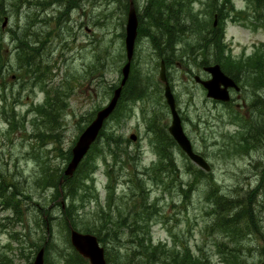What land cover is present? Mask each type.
Segmentation results:
<instances>
[{"label":"rangeland","instance_id":"374dc122","mask_svg":"<svg viewBox=\"0 0 264 264\" xmlns=\"http://www.w3.org/2000/svg\"><path fill=\"white\" fill-rule=\"evenodd\" d=\"M27 1L29 3H18L9 11L5 29L0 23V44L5 53L4 58L0 53V68L2 71L5 66L8 68L5 78L8 102L5 105L18 114V122L10 126L1 115L5 105L0 100V170L11 182L19 184V193L32 195V206L26 221L21 223L12 208L3 209L0 200L2 250L9 254L13 250L10 256L17 264L27 262L26 256L34 250L32 243L42 242L39 238L43 232L32 220L37 208L33 204L41 203L47 208L53 206L52 215L56 219L45 264H70L69 230L61 217L67 210L72 212L70 219L75 230L101 235L109 264H176L172 262L173 257L186 247L198 257L207 256L212 263L220 262L221 252L233 248H237L238 258L244 264L264 262V194H252L264 171V144L259 142L253 147L248 141L249 148L237 144H241L243 137L253 140L251 136L256 139L262 136L264 141V103H256L264 96V68L254 70L248 68L250 64H244L246 76L240 81L244 91L239 99L242 110L235 111L231 117L230 109L213 107L204 89L189 76L193 72L205 77L202 63H195L202 62L203 58L190 59L186 55L188 60L178 59L169 66L168 77L183 111L185 132L195 151L212 165V173L204 175L206 179L199 181L198 187L192 188L184 198L181 186L191 179L187 171L192 163L179 147H174L170 141L165 143L162 129L170 125L171 117L158 82L160 58L150 37L138 36L129 90L136 85L134 93L139 100L132 95L124 100L120 111L106 125V135L83 160L82 169L94 182H85L82 171L75 173L76 178L82 180L80 185L88 188L87 192L79 191L74 199L64 197L53 202L54 190L36 188L43 174L41 161L52 168H66L68 163L63 153L73 148L97 111L110 102L127 62V13L115 5H108L106 0L101 3L98 0H67L64 4L48 1V6L46 0ZM137 1L140 9L146 6V0ZM212 2L195 0L192 8L200 19L207 21V27L205 14L213 11V7H209ZM232 4L236 9H248L245 0H232ZM240 22L234 17L222 24L227 54L235 60L246 59L247 62V59L257 58L264 61V29L251 19ZM200 39L195 34L188 35L184 43L176 46V54L181 56L186 42L198 46ZM22 49L29 54L28 58L32 53L33 62L41 58L44 50L49 53L45 63L51 72L47 69L39 75L34 73L33 67L25 66L27 77L25 71H20ZM209 60L213 61L212 57ZM228 70L231 75L238 74L230 67ZM13 74L18 76V81H12ZM38 79L40 81L31 86ZM257 82H262L259 87ZM10 90L15 99L19 90H23L18 105L12 103L14 98ZM136 90L144 92L142 98ZM50 98L55 106L43 116L37 110ZM144 107L149 113L153 111L152 119L141 113L140 108ZM165 132L167 134V130ZM131 134H136L138 139L132 141ZM108 136H115L117 144L111 143ZM167 147L173 149L180 174L164 176L152 170L156 165L168 166L169 157L160 156V151ZM209 180L219 189L220 195L234 202L236 212L250 207L255 212L247 216L250 222L245 219L240 223L236 233L227 234L212 227L217 217L208 196ZM152 213V218L146 221ZM141 232L146 239L151 237L154 245H159L158 260L150 262L141 254L132 255V251H136L134 245L138 247L136 235Z\"/></svg>","mask_w":264,"mask_h":264},{"label":"trees","instance_id":"16d2710c","mask_svg":"<svg viewBox=\"0 0 264 264\" xmlns=\"http://www.w3.org/2000/svg\"><path fill=\"white\" fill-rule=\"evenodd\" d=\"M59 3L64 4V1L67 0H46V6H48L50 3ZM97 1V0H95ZM99 3L102 0H98ZM131 0H106L108 2V5L111 6H117L118 9L125 11L127 13L129 4ZM248 3H253L252 6V14H246L245 12H238L235 10L232 1L231 0H223L221 3L218 2V0H213V2L210 4L209 7H213V11L205 14L206 19H208V27L205 25L207 21L204 19H200V16L197 15L193 8V2L194 0H146V6L144 8L140 9V3L137 0H133L137 12H138V18H139V35H147L151 39L152 46L155 50H157V53H160L159 56L164 58L166 60L167 66H170V63L168 61V55L169 52L168 48L175 47L184 43L186 41V38L190 34L199 33L200 31L204 30L199 36H201L203 33L207 32V36L205 38H201L199 40L198 46L191 45L190 43L186 42V49L184 54H188L190 51V54L200 52L207 46H214L217 49V53L215 56L212 57V60L223 66L224 69H228L229 67L234 69V71L240 72L241 70L244 71L243 68L244 64H250L251 67H248L249 69L254 70H262L264 68V61L262 59L257 58H250L247 59H240L235 60L230 55L227 54V44L224 42V29L222 27V24L226 22L227 19L234 17L236 18L238 15H243L245 19H251L253 20L254 24H258L259 27L264 28V0H247ZM24 2L29 3L27 0H0V23H3L4 18L8 16L9 11L17 6L18 3ZM219 3V4H218ZM114 6V7H115ZM45 8V7H44ZM17 10V8H16ZM193 11V12H192ZM217 14L218 16V22L219 26L214 27V16ZM224 26V25H223ZM212 33H215L214 37ZM191 48V50H187ZM3 50V44H0V53L2 58H4V51ZM171 53V52H169ZM257 55V54H256ZM29 57V54L25 51V49H22L21 52V60L22 62H27ZM262 58V57H261ZM264 58V57H263ZM210 58L203 59V63L200 66H204L206 64H210L211 60ZM238 66V67H237ZM2 67V65H0ZM242 67V68H239ZM2 70L0 68V74ZM229 72V70H228ZM236 75V74H235ZM234 76V75H233ZM262 82H257L259 87ZM121 103L118 107H120ZM103 132L101 135H104ZM111 139V143L117 144V139H115V136H108ZM163 137V136H161ZM119 138V136H117ZM245 142L247 143V139H245ZM247 145V144H246ZM110 146V144H109ZM249 146V145H247ZM71 149L67 150L65 153H63L64 160L66 163H68L71 160ZM42 164V176L39 180L36 182V188H40L41 190L46 191L47 189L54 190V194L52 195V201H56L60 195V180L63 177V169H57L52 168L51 166L44 164L43 161H41ZM83 168V162L81 163L79 167V171H82L83 174V180L85 182H88L89 180H93L92 177L88 178V173L84 172ZM96 169V168H95ZM7 173V171H6ZM194 175H199L196 172H192ZM82 180L79 178L76 179H69L67 177H64V182L62 185V190L64 191V197L68 198L71 197L74 199L79 195V191L81 193L87 192V187H82L80 185ZM94 182V180H93ZM19 184H15L11 182L10 179H7L4 175V172L0 170V200L3 201L1 203V206H3L4 210L8 208H12L14 211V214L17 217V220L21 223L26 221V217L28 215V212L30 211V208L32 206V195H24L19 193L18 190ZM209 199L210 203L214 204V214L217 217L216 224H213V228H219L223 232L227 234H233L238 231V224L240 217L246 218L247 216L251 215L250 210L246 211H238L235 213V205L234 202L228 201L224 196L220 195L219 189L216 187H213L209 185ZM28 202V204L23 207ZM36 206V213L33 220V225L37 227L38 229L42 230L43 234L40 236V240L42 241L41 244L38 243V241H35L32 243V248H34L33 251H31L30 255L26 256V263L25 264H33L34 254L39 251L42 247H45V255L49 251V247L51 246V241L53 240V231H54V221L56 219L53 218L52 210L53 206H44V204L36 203L33 204ZM51 205V204H50ZM74 208V205H72ZM70 216H72V212H69L67 210V213L64 211L63 215L61 216L62 219H64V226L69 229L70 227H76L74 222L72 221V218L70 219ZM152 218V216H147L146 221L149 222V220ZM54 219V220H53ZM125 224V223H124ZM110 229H107V231ZM41 232V233H42ZM87 232H90V230H87ZM48 237H45L46 235ZM149 234V231H148ZM97 237L99 238V241L103 243L101 235L99 233H96ZM115 239H118L116 235L113 236ZM13 239L20 241L16 236H12ZM136 239L138 240V247L137 245L135 247L136 251H132V255L136 256L138 254H141L146 259H150V262L158 260V250L160 249L159 245H154L152 243L151 237L146 239L145 236L141 235V233H137ZM48 240L47 244L45 242ZM42 245V246H41ZM2 246L0 245V264H17L13 257L10 256V254L13 253V250L9 252H5L2 250ZM140 249V251H139ZM237 248H233L229 250L226 253H222V258L220 262H211V260L207 256L198 257L191 253L188 250V247L183 252H177L175 256L173 257V263L176 264H229L230 262H233V264H244L240 258H238V251ZM69 251V249H68ZM71 255H70V264H88V262L80 257L77 253H75L72 248L70 249ZM164 252V251H163ZM193 254V255H192ZM158 257V258H157ZM207 257V258H206ZM46 258V257H45ZM65 261V259H64ZM176 261V262H175Z\"/></svg>","mask_w":264,"mask_h":264},{"label":"water","instance_id":"95a60500","mask_svg":"<svg viewBox=\"0 0 264 264\" xmlns=\"http://www.w3.org/2000/svg\"><path fill=\"white\" fill-rule=\"evenodd\" d=\"M138 36V18L135 11L133 2H131L130 10L128 13V20L126 26V52H127V64L122 69L123 80L120 88L115 91V95L109 105L98 112L95 120L89 125V127L82 133L78 142L72 150V160L69 163L65 175L72 176L83 158L90 150L92 144L96 141L101 129L103 128L104 121L115 109L118 99L121 94L122 87L125 85L129 78L131 61L134 55L135 43ZM212 75L210 81H200L199 77H196L197 81H200L208 91V97L215 98L222 101L229 100V94L227 88L229 86H235L234 82L225 76L219 66L207 68ZM160 80L165 82V96L167 102L171 108L173 121L170 127V133L175 138L182 150L189 156V158L205 170H210L207 162L198 154L194 153L191 142L185 135L181 119L176 110V103L171 93V89L166 80V73L164 64H162V70L160 73ZM222 85L224 88H222ZM135 139V136H132ZM71 243L74 249L85 259H88L90 264H107L105 259L104 248H102L98 242L96 236L92 234H82L78 231L71 229ZM34 264H44V249H41L36 256ZM264 264V263H263Z\"/></svg>","mask_w":264,"mask_h":264},{"label":"bare ground","instance_id":"6f19581e","mask_svg":"<svg viewBox=\"0 0 264 264\" xmlns=\"http://www.w3.org/2000/svg\"><path fill=\"white\" fill-rule=\"evenodd\" d=\"M232 1V0H231ZM246 2H247V7H248V9L247 10H245V9H236L235 8V10L236 11H238V12H245V11H247L246 12V14H252L253 13V11H252V6H253V3H248V1L247 0H245ZM97 2V1H96ZM195 3V0H194V2H193V4ZM238 20H240V21H242V22H240V23H244V22H248V20H250V19H245V17L243 16V15H238L237 17H236ZM216 27H218V26H216ZM264 29V28H263ZM204 30H202V31H200L199 33H197V36H199L202 32H203ZM212 35H213V37H214V35H215V33H212ZM208 37L207 36V32H205L204 33V35L202 34L200 37L201 38H205V37ZM168 50H169V52H171V53H167V55H168V61H169V63H170V65H172L173 64V62L174 61H176V60H180V61H185V60H188L187 59V57H186V55L187 56H189L190 57V59H194V58H203V59H205V58H210V57H213V56H215L216 55V53H217V49L214 47V46H207L206 48H204L202 51H200V52H196V53H192V54H184V52H181V56H178L176 53H177V51H176V49H175V47H170V48H168ZM179 57H181V58H179ZM203 61V60H202ZM195 63H199V64H201V63H203V62H200V61H195ZM244 76H246V72L245 71H240V72H238V74H236V76L234 77V79L233 80H236V81H238L237 82V84H239L240 83V81H241V79L244 77ZM135 87L132 89V90H129V87H130V81L128 80V81H126V83H125V85L122 87V99L123 100H126V99H128L131 95H133L134 94V92H135V88H136V85H134ZM18 96H20V90H19V92H18ZM176 100V99H175ZM177 101V100H176ZM144 108H146V112H145V116H146V118H149V119H152V112H150L149 113V111H148V108L147 107H144ZM143 108V109H144ZM168 109H169V112L170 113H168V115L171 117V122L173 121V115H172V113H171V108H170V106H168ZM118 111H120V108H118L117 109ZM178 115L180 116L181 114H180V112H178ZM163 124V123H162ZM161 124V125H162ZM171 124V123H170ZM150 127H153L154 125H149ZM169 127H170V125L169 126H167V127H164V129H162V131H165V130H168L169 129ZM245 136H248L247 134H245ZM76 176L77 175H75V173H73V175H72V177H70L69 179H76ZM258 183L259 184H255V186H254V188L252 189V194H257V195H261V194H264V178H262V179H260L259 181H258ZM59 195H60V197L59 198H64V191L63 190H60V192H59ZM250 211H252L251 209H249ZM242 211H243V209H242ZM39 253V251H37L36 252V254L35 255H37Z\"/></svg>","mask_w":264,"mask_h":264},{"label":"flooded vegetation","instance_id":"af4514ba","mask_svg":"<svg viewBox=\"0 0 264 264\" xmlns=\"http://www.w3.org/2000/svg\"><path fill=\"white\" fill-rule=\"evenodd\" d=\"M202 73H204V75H205V77H203L204 78V80H209L210 78H211V76L207 73V72H205L204 70H203V72ZM189 76H190V74H189ZM3 84V81H1V85ZM233 91H235L234 89H230V93L232 94L233 93ZM238 98L240 99L241 98V94L240 93H238ZM211 100V99H210ZM232 100H233V97H232ZM15 102H17V103H19V98H16L15 99ZM215 105H219V107L220 106H222V103H221V105H220V103H218V102H214V101H212ZM245 105L246 104H244V107H245ZM235 107L236 108H238V109H240L241 110V106H240V104H235ZM179 109V112H180V114H181V116H182V109L179 107L178 108ZM140 111H141V113L143 114V115H145V112H146V108H140ZM166 135V134H165ZM262 178H264V171L262 172V174H261V178H259V180L260 179H262ZM259 184V183H258Z\"/></svg>","mask_w":264,"mask_h":264}]
</instances>
